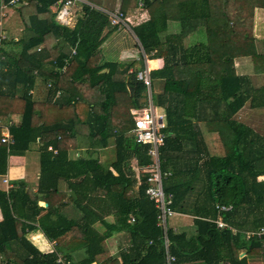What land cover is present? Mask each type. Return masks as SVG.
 Returning <instances> with one entry per match:
<instances>
[{
    "label": "trees",
    "instance_id": "obj_1",
    "mask_svg": "<svg viewBox=\"0 0 264 264\" xmlns=\"http://www.w3.org/2000/svg\"><path fill=\"white\" fill-rule=\"evenodd\" d=\"M2 1L0 117L20 115L21 123L10 127L12 144L1 142L0 129V176L8 173L11 156H22L36 144L41 169L36 192L25 181L9 182L11 188L5 189V182L0 186V264H61L57 252L43 253L27 238L32 231L68 249L84 248L77 264L96 262L102 243L119 233L132 238L120 264H165L163 230L144 178L135 190L137 168L152 162L149 146L138 143L133 133L132 110L147 105L148 86L137 77L143 63L130 73L132 64L106 61L101 47L119 26L90 5H78L71 27L57 18L58 3L65 0H30L18 8L10 6V0ZM89 1L103 7L117 4ZM173 3L121 0L117 8L135 22L133 30L146 52L152 55L156 50L152 57L164 59V67L151 72L150 86L155 107L166 119L160 161L172 174L165 191L173 195V210L193 216L196 228L192 235L169 230L170 251L175 264H249V256L264 259V237L246 238L248 232L264 227V137L239 120V112L247 104L264 109V85L257 88L250 77L238 75L234 61L250 56L256 75L264 74V55L257 52L253 34L254 10L264 8V0L230 5L182 0L180 10L170 13ZM183 9L191 13L184 16ZM14 13L28 33L13 42L3 39L1 30ZM169 23L178 33L168 28ZM200 28L205 42L186 48L172 40ZM164 33L168 36L163 39ZM64 59H69V66L62 74ZM205 66V71L199 70ZM40 78L47 93L37 101L32 91ZM157 80L164 82L160 93L154 91ZM95 97L97 105L92 104ZM201 122L220 133L222 156L209 152ZM83 149L87 157H72ZM187 156L189 170L182 172L174 161ZM62 182L67 192L60 193ZM195 182L201 188L192 200ZM57 199L63 204L57 206ZM217 206L231 210L220 213ZM72 209L84 212V217H70L66 212ZM106 215H113V221ZM221 215L228 224L225 229L217 224ZM94 222L102 224L103 233ZM64 258L71 261L69 255Z\"/></svg>",
    "mask_w": 264,
    "mask_h": 264
},
{
    "label": "crops",
    "instance_id": "obj_2",
    "mask_svg": "<svg viewBox=\"0 0 264 264\" xmlns=\"http://www.w3.org/2000/svg\"><path fill=\"white\" fill-rule=\"evenodd\" d=\"M87 1L92 3L93 4L92 7L96 8V9L111 10V9H109V7H107L105 5L103 7V6H99V5L94 4L93 2H91L89 0H87ZM216 1L217 2L220 1V3L225 1L228 5H230V4H245L247 0H216ZM2 3H3V1L0 0V5H2ZM119 3H120V1L117 0V4L115 6L116 8L112 9V11H114L118 7H120ZM20 6H24V5L20 4L19 6H17V8ZM76 13H77V11H76ZM14 16L17 17L18 21H14V19H15V18H13ZM253 16H254L253 34L255 37L256 49H257V52L259 54L264 55V8L256 7L254 10ZM125 17H127L131 20V23L128 24L129 26H127V28H129L130 30H133L132 25L133 24L135 25V22L132 21L130 16H125ZM142 17L145 18V16H142ZM75 24H76V21L73 20L71 22V24L68 26L74 27ZM122 28H126V27H122V26L119 27V29L116 32H114L113 34H111L107 38V40L104 42V44L101 47L106 61L117 62V63H121L123 65L132 64L133 67L130 68V70H129L130 73L133 72L137 67H139V64H141V63H143V68L145 69L146 65H145V60H144V52L146 50L141 45L140 40L137 37V35H136V37L138 38L139 44L137 43L134 45V42H133V44H131L129 42L128 38H126L128 48L124 49L125 51L121 55V57L123 59H125L126 61L117 60L118 56H119V49L114 47V44H113L114 42L110 43V41L112 39H113V41H115L119 32L121 30H123ZM170 28L173 29L175 33H178V31H179V30H177L178 27L175 25H170ZM1 33H2L1 34L2 36L5 35L7 37L5 40L8 39L9 41L14 42V41H17L18 39H20L21 37H23L24 34L26 35L28 32L26 33V31H24V27L21 23V20H20L18 13H16V14L14 13L10 22L5 23V28H3L1 30ZM134 34H135V32H134ZM190 36H188V37H190ZM180 38L181 39L183 38V40H184L186 37L181 36ZM176 44H180V43L176 42ZM61 46L62 45H59V47H61ZM132 46L136 47V49L138 50L136 56H133V57L130 56V53L127 54L128 51L134 50V49L130 48ZM43 47L44 46L41 45L38 48L42 49ZM105 48L110 50L108 54L111 55V57H113V58H109V59L107 58L105 50H104ZM8 49H9V51H11L13 48L12 49L8 48ZM153 55H154V53H152V55H150V57H152ZM154 58H159V57L154 56ZM158 61H159V63L156 62L157 66L155 67V69L153 71L160 70L164 67V59L162 58V62H160L161 59H159ZM234 65H235V70H236L238 75L248 76L252 79V77H253L252 74L254 73V68H253L254 64H253L252 58L250 56L236 57L235 61H234ZM249 66L251 67V72L248 73V71H250V70H248V68H250ZM46 68H47V66H46ZM185 73H188V71H186ZM254 75H256V73H254ZM256 76L258 78H260V77L262 78V79H260L261 81H259V82H261L262 85H264V81H263L264 74L263 75H256ZM40 79H42V78H40ZM40 79H37V83L35 85V88L32 91L33 92L32 96L37 101H42V99H43L42 97L40 99L39 94H37V89H38ZM252 81H253V84H255L257 88L262 86V85H259V82H256L257 81L256 79H254V80L252 79ZM157 82L162 83V85L164 83L163 80H157ZM254 82H256V83H254ZM45 89H46V87H45ZM161 89H162V87H161ZM19 92H18V94H19ZM46 93H47V89H46ZM156 93H160V90ZM92 104L93 105L98 104V98L97 97L94 98V102H92ZM259 110L262 113H264V109L252 108V107H250V104H247V106H245L239 112V114H240V118H245V119H246V117L248 118V122L243 120V123L245 125H247L251 129H253L257 133L259 131V134H261V136L264 137V134L260 133L261 130L264 129V120H263V115H261V117L258 116ZM249 114L256 116L255 117L256 122L253 121L254 118ZM244 115H246V117ZM241 116H243V117H241ZM20 123H21L20 115H12V116H9L7 118L0 117V129L2 131V136L5 133V128H8L10 131L11 126L19 125ZM208 126L209 125H206L207 134L211 135L212 133L213 134L216 133L218 135V138H217L218 143L223 146V139H221L220 133L218 131L214 130L213 127H208ZM202 134H203V132H202ZM203 137H204L205 143L207 145L208 143L206 141L204 134H203ZM212 140H214V138ZM80 156L87 157L86 149L79 150V151L75 152L74 154H72V157L74 159H75V157L77 158ZM94 156L97 157L98 153H96ZM190 158H191V156H187V158H180V159L175 158L174 162L178 164L177 167L180 168V170L182 172H186L187 170H189L188 167H186V165H188ZM137 163H138V161L135 159L133 162V167H134L135 171H136ZM8 166H9L8 167V173L6 174V176H0V186L1 187L4 185L3 179H8L11 184L18 183L19 181H25L28 184L29 189H32L34 192H36L38 190L39 179H40V169H41V167H40V153H39V145L38 144L34 145L33 148L31 149V151L25 153L22 156H11L9 158ZM136 173H138V172H136ZM195 183H196L195 185H197V187L194 185L195 190L192 192V200L196 199V197H194V196L196 195V192L199 190V188H201L200 187L201 183H199V182H195ZM141 185L142 184H140L138 181L137 186L135 187V190H138V188ZM3 187L6 189V185H4ZM59 190L61 191L60 193L67 192L68 191L67 183L63 184V182H62V184L59 187ZM58 201H59V203H58ZM40 204L45 206V207H48L47 203L41 202ZM62 204H63L62 200L57 199V206H60ZM66 213H68V215L70 217L75 218V219L79 218L81 220L84 217V212H78L76 209H74V210L72 209L70 212H66ZM1 218L2 217H1V209H0V219ZM105 218L107 219V221L112 222L114 217H113V215H111V216L106 215ZM178 218L180 220H184V221H180ZM193 220H194L193 216H190V215H184V214H182L181 216L177 215V216L173 217V219L171 220V221H173V224L171 227L173 229H176L175 232L185 231L189 235H192L195 233V230H196ZM93 226L97 230H99L101 233H103L104 229H103V226L101 223L94 222ZM36 236H41L43 238V243L46 244L47 248L49 249L47 251H42L43 253L57 252V255L61 254L62 256L66 257V258L69 255L71 257V261L69 262V264H77L84 257V253H85L84 248L77 246V245H74V247H72L71 249H68L65 246H59L55 240H50L40 231H32L27 235V238L40 251H41L40 247L34 241V238ZM131 246H132V238L130 237L129 234H125V233L115 234L114 236H112L111 238H108L107 240H105L102 243L103 253H101L97 257L96 262H94L92 264H120V263H122V258H121L122 253H129V249L131 248ZM243 256H245L244 253L241 254V257H243ZM1 257H2V255H1ZM3 259L6 260L5 255H3ZM248 261H249V264H264L263 257H260L259 255L249 256Z\"/></svg>",
    "mask_w": 264,
    "mask_h": 264
},
{
    "label": "built area",
    "instance_id": "obj_3",
    "mask_svg": "<svg viewBox=\"0 0 264 264\" xmlns=\"http://www.w3.org/2000/svg\"><path fill=\"white\" fill-rule=\"evenodd\" d=\"M29 2L30 0H10L9 5L17 7L20 4L27 5L29 4ZM60 3L62 4V2ZM60 3H58L59 9L57 10V18L61 23L66 25H70L74 20L79 4H87L91 7L93 5L87 0H65L62 5ZM100 10L110 17L111 24L115 26L118 25L119 27H121L124 24L131 23V20L125 17L123 13L118 9L112 11V13H110V11L108 10ZM107 11L108 13H106ZM2 38L6 39L7 37L3 35ZM38 50H40V48ZM73 52L75 53V51ZM144 60L146 67L143 71L138 73L137 77L140 80L144 81L148 86V94L146 97L147 105L142 108L132 110L136 125L133 133L136 136V140L138 143L149 146L148 154L151 157L152 162L150 165L137 168L138 179L139 183L142 184L144 178V182L147 186L146 195L154 203L155 208L158 210L157 223L158 227L162 228L163 230V238L165 241V264H175L177 262L176 258L170 251L169 230L172 229V227L170 226L171 219L179 214L176 213L172 208L173 195L168 194L165 191L166 180L171 176L172 172L164 171L162 169L160 161V149L164 146L166 140V134L165 132H163V130L166 128V119L165 114L159 113L157 108L155 107L153 90L150 86L151 72L155 69L154 67H152V62L159 63V59L150 57V55L145 51ZM68 66L69 59H64V64L61 71L62 74L66 73ZM50 86L51 83H49V87ZM61 94V91L58 92L57 97ZM1 142L7 145L13 143V137L8 128H5V133L2 136ZM4 182L7 188H11L9 180L6 179ZM217 208L220 209V213H225L231 210V206H217ZM134 221L135 219L132 218V222ZM217 224L221 229H225L226 227H228V224L223 220V215H221V217L217 220ZM173 230L176 231V229ZM254 237H257L259 239L264 237V227H261L257 231H251L247 233L246 238L248 240ZM150 244H152V242ZM58 262L61 264H69L61 254H58Z\"/></svg>",
    "mask_w": 264,
    "mask_h": 264
},
{
    "label": "rangeland",
    "instance_id": "obj_4",
    "mask_svg": "<svg viewBox=\"0 0 264 264\" xmlns=\"http://www.w3.org/2000/svg\"><path fill=\"white\" fill-rule=\"evenodd\" d=\"M120 2H121V0H119ZM182 0H174V3H173V7L172 8H169V12L170 13H175V12H177V10H180V7L178 6L179 5V3L181 2ZM220 4H223V2H221ZM119 6H120V3H119ZM118 7V6H117ZM179 7V8H178ZM116 7H109V9H111V10H108V11H110V13H112V9H115ZM108 11L106 12V13H108ZM189 13H191V11H190V9H183V14H184V16L185 15H189ZM13 18H15L14 19V21H18V19H17V17L16 16H14ZM144 18V17H143ZM132 19V18H131ZM132 21H133V19H132ZM10 22V21H9ZM127 26H129L128 24H124V25H122V27H126V28H122L123 30H121L120 32H119V34H118V36H117V38L115 39V41H113V39L110 41V43L112 42H114L113 44H114V47H116V48H118L119 49V56H118V59L117 60H122V61H126L125 59H123L122 57H121V55H122V53L125 51L124 49H126V48H128V46H127V39L126 38H128V40H129V42L131 43V44H133V42H134V45L135 44H139V42H138V38L136 37V34H134V31L133 30H130L129 28H127ZM170 27V23L168 24V28ZM123 32V33H122ZM166 35L167 34H163V39L166 37ZM204 35L206 36V33H204V31L200 28V30H197L196 31V33H194V34H192L190 37H186L184 40H183V38L181 39V38H179V37H172V40L173 41H176L177 43H180V45H185L186 46V48H188V47H191V46H194L195 44H197V43H200V42H205L204 41ZM168 36V35H167ZM170 39H171V37H170ZM131 49H134V50H130V51H128L127 52V54H129L130 53V56L131 57H133V56H136V54H137V52H138V50L136 49V47H130ZM102 49V48H101ZM105 50V53H106V56H107V58L109 59V58H113V57H111V55H109L108 53H109V49H104ZM20 51V49H17V53ZM150 51H152V50H150ZM155 50H153L151 53H155L154 52ZM121 58V59H120ZM157 59H161V61L160 62H162V58L161 57H159V58H157ZM159 62V61H158ZM208 67H210V66H208ZM250 67V66H249ZM253 68H254V66H253ZM189 69H191V67L189 68ZM193 69V68H192ZM198 69V68H197ZM207 68H206V66L205 67H201V68H199V70H201L202 72L203 71H205ZM248 70H250V71H248V73L249 72H251V67L250 68H248ZM180 70H179V74H180ZM247 72V71H246ZM253 72V71H252ZM254 73H255V70H254ZM254 73L252 74L253 75V77H252V79L254 80V79H256L257 81L256 82H259V81H261L260 79H262L261 77L260 78H258L256 75H254ZM185 74H187V73H185ZM251 75V76H252ZM256 76V77H255ZM263 81H264V79H263ZM256 82H254V83H256ZM259 85H262V83L261 82H259ZM161 87H163V85H162V83H158V82H154V91L155 92H158L159 90H160V92H161ZM21 93V91L19 92V94ZM37 94H39V96H40V99H41V97L42 98H45V96H46V89H45V83H44V81H43V79H40V81H39V85H38V89H37ZM250 109V108H249ZM249 115H251L253 118H254V120L253 121H255L256 122V120H255V117L256 116H254V115H252V114H249ZM261 115H263V120H264V113H262L260 110L258 111V116H260L261 117ZM245 117H246V115H244ZM240 117V116H239ZM241 117H243V116H241ZM240 119H242V118H239V120ZM258 119V118H257ZM242 120H244V121H247L248 122V118L246 117V119L245 118H243ZM209 127V126H208ZM211 127H213V126H211ZM199 128H201V130H202V132H203V134H204V136H205V138H206V141H207V147H208V149L210 150L209 152L212 154V155H218V156H222L223 154H224V148H223V146L222 145H220L219 143H218V135L216 134V133H212L211 135H208L207 134V132H206V125H205V123H203V122H201V123H199ZM260 133H262V134H264V129L263 130H261V132ZM216 135V136H215ZM214 138V140H212ZM196 187H197V185H195ZM173 219V218H172ZM179 219V218H178ZM180 220V219H179ZM180 221H184V220H180ZM172 224H173V221H171V223H170V225L172 226Z\"/></svg>",
    "mask_w": 264,
    "mask_h": 264
},
{
    "label": "clouds",
    "instance_id": "obj_5",
    "mask_svg": "<svg viewBox=\"0 0 264 264\" xmlns=\"http://www.w3.org/2000/svg\"><path fill=\"white\" fill-rule=\"evenodd\" d=\"M34 241L37 243V245L40 247L41 251H47L49 250L47 248V245L43 243V238L41 236H36L34 238Z\"/></svg>",
    "mask_w": 264,
    "mask_h": 264
}]
</instances>
